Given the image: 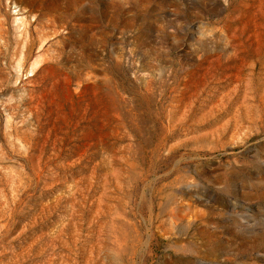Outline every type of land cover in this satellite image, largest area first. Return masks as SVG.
Masks as SVG:
<instances>
[{
  "label": "rangeland",
  "instance_id": "374dc122",
  "mask_svg": "<svg viewBox=\"0 0 264 264\" xmlns=\"http://www.w3.org/2000/svg\"><path fill=\"white\" fill-rule=\"evenodd\" d=\"M0 264H264V0H0Z\"/></svg>",
  "mask_w": 264,
  "mask_h": 264
}]
</instances>
